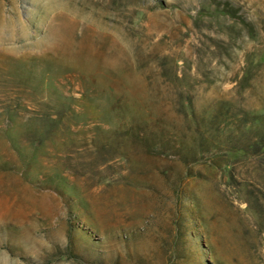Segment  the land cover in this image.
Here are the masks:
<instances>
[{
  "label": "rangeland",
  "instance_id": "1",
  "mask_svg": "<svg viewBox=\"0 0 264 264\" xmlns=\"http://www.w3.org/2000/svg\"><path fill=\"white\" fill-rule=\"evenodd\" d=\"M255 108L264 0H0V264H264Z\"/></svg>",
  "mask_w": 264,
  "mask_h": 264
},
{
  "label": "trees",
  "instance_id": "2",
  "mask_svg": "<svg viewBox=\"0 0 264 264\" xmlns=\"http://www.w3.org/2000/svg\"><path fill=\"white\" fill-rule=\"evenodd\" d=\"M250 113L252 114L250 122L247 123L245 120L237 128L236 132L239 131V135L228 134L224 137L221 136L217 138L214 137V131H216V129L213 127H207V131L210 134H207L205 137L208 140H212L210 141L212 145L219 142V146H225L226 150L224 153H227L225 154V156L229 157L230 155V157L232 156L233 158H237L239 155L245 154L246 151L254 150L259 154H263L262 156L264 157V109L255 108ZM221 116H224L223 111L212 113L213 118H221ZM217 129H219V126ZM218 131H221V129H219ZM227 159L228 158L226 157L220 159L219 161H217L216 166L231 170L230 165L232 164ZM262 168L264 169V161Z\"/></svg>",
  "mask_w": 264,
  "mask_h": 264
}]
</instances>
